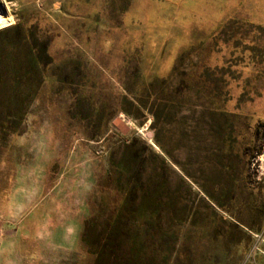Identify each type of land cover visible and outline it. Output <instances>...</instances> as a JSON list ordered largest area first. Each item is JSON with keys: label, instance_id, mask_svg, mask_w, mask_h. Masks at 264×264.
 <instances>
[{"label": "rangeland", "instance_id": "obj_1", "mask_svg": "<svg viewBox=\"0 0 264 264\" xmlns=\"http://www.w3.org/2000/svg\"><path fill=\"white\" fill-rule=\"evenodd\" d=\"M0 10V264H264V0Z\"/></svg>", "mask_w": 264, "mask_h": 264}, {"label": "trees", "instance_id": "obj_2", "mask_svg": "<svg viewBox=\"0 0 264 264\" xmlns=\"http://www.w3.org/2000/svg\"><path fill=\"white\" fill-rule=\"evenodd\" d=\"M2 31V30H1ZM142 106V105H141ZM144 107V106H143ZM145 108H146V112L151 116V118H152V122H151V127L159 120V117L160 118H162V116H160V114L159 113H156V109H153V108H151V107H146L145 106ZM163 110V109H162ZM161 115H163V114H161ZM133 119V118H132ZM153 141H154V144H152L154 147L155 146H157L158 148H159V150H160V154H162V156H164V157H166V158H168V159H171V160H173L172 159V157L170 156V154L168 153V151H166L164 148H163V146L161 145V143H160V141H159V138H158V136L157 135H155L154 136V138H153ZM156 148V147H155ZM163 165H165L164 164V162H161Z\"/></svg>", "mask_w": 264, "mask_h": 264}, {"label": "bare ground", "instance_id": "obj_3", "mask_svg": "<svg viewBox=\"0 0 264 264\" xmlns=\"http://www.w3.org/2000/svg\"><path fill=\"white\" fill-rule=\"evenodd\" d=\"M12 25H14V21L12 20V18L9 15H5V13L0 10V31L9 29Z\"/></svg>", "mask_w": 264, "mask_h": 264}]
</instances>
